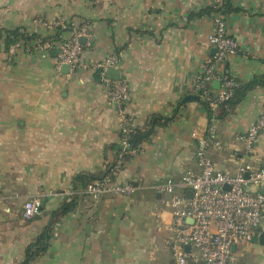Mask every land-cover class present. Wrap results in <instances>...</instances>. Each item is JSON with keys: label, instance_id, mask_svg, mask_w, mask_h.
Segmentation results:
<instances>
[{"label": "crops", "instance_id": "1", "mask_svg": "<svg viewBox=\"0 0 264 264\" xmlns=\"http://www.w3.org/2000/svg\"><path fill=\"white\" fill-rule=\"evenodd\" d=\"M227 33L237 54L216 67L239 84L264 75V0H223ZM210 0H0V29L21 27L60 39L46 49L19 43L0 50V264H19L26 246L64 203L73 207L51 224L45 253L28 264H171L172 216L163 195L141 188L131 195L87 197L76 177L99 175L115 158L119 117L109 102L97 64L119 58L128 84L126 114L147 129L161 119L135 156L125 161L118 182L144 186L198 171L196 136L209 117L194 79L212 55ZM86 27L80 65L55 67L57 45ZM214 88V87H213ZM199 96V95H198ZM264 112V86H255L217 117L221 148L208 149L214 166H264V129L245 152L239 136ZM167 118V119H166ZM264 190V188H263ZM42 201L38 216L23 219V201ZM264 231V207L260 226ZM233 264H264V244L234 248Z\"/></svg>", "mask_w": 264, "mask_h": 264}, {"label": "built area", "instance_id": "2", "mask_svg": "<svg viewBox=\"0 0 264 264\" xmlns=\"http://www.w3.org/2000/svg\"><path fill=\"white\" fill-rule=\"evenodd\" d=\"M221 1L210 0V5L218 8ZM211 18L213 29L207 40L215 52L203 62L193 83L195 92L207 101L211 111L206 129L196 136L194 157L197 172L186 170L179 178H166L148 186L135 181L116 180V175L125 164V157L135 156L140 147H132L129 143L134 127L125 109L129 99L128 84L120 78L105 76L108 67L118 68V56L111 53L97 64L100 80L108 88V100L119 117L120 148L111 171L101 179L88 183L83 192L93 200L106 195L128 196L141 188L163 195L162 204L172 216L174 231L173 238L168 242L171 264H233L235 253L232 246L249 242L263 217L264 166L254 167L241 162L234 170H221L214 166L208 154V149L222 147L215 129L217 110L222 102L231 97L238 84L229 73H218L216 67L237 54L239 49L236 40L227 33L224 15L214 11ZM81 36H89L86 27L57 45L54 62L57 69L62 64H68L70 71L78 68ZM41 46L46 49L53 47L50 42ZM213 81L219 82L218 88H213ZM263 129L264 112L239 136L246 153L252 150ZM41 210V199L33 196L23 201L21 216L26 220L31 219L38 216Z\"/></svg>", "mask_w": 264, "mask_h": 264}, {"label": "trees", "instance_id": "3", "mask_svg": "<svg viewBox=\"0 0 264 264\" xmlns=\"http://www.w3.org/2000/svg\"><path fill=\"white\" fill-rule=\"evenodd\" d=\"M217 11L221 13L222 15L225 14L226 9H225V3L223 0L221 1L220 5L218 8H213L211 5L208 7V12L211 14L212 12ZM60 28L55 32L53 35L49 36H40L36 33H29L27 30L21 28V27H15V28H1L0 29V50L2 49L3 51H9V49L19 43H24L27 44L29 42L38 43L39 45L44 44L45 42H50L52 43L54 40L60 39ZM116 54V52H115ZM99 72V71H98ZM237 81V80H236ZM237 86L234 88L233 94L229 99L226 101L222 102L217 110L216 118L219 117L220 112L221 114L226 112L229 107L233 106L237 102H239L246 92L255 86H264V75H259L256 77H253L250 81L244 83V84H239L237 81ZM201 102L204 105V107L207 110L208 117L211 115V111L208 107V103L204 98H201ZM161 118L159 116H153V120L151 121L149 127L145 129L144 131H139L137 128H133L130 138H129V143L131 144L132 147H140L141 144L144 141H147L150 137V135L153 133L154 127L157 122H159ZM167 119V118H166ZM119 144L115 150V156L117 155V152L119 151ZM130 158L129 156L125 157V161ZM113 163L110 166H107L104 172L101 174L95 176V175H89V174H80L76 178V182L80 183L82 189L86 187V185L94 180L101 179L105 174L111 171V168L113 166ZM73 207V202H67L64 203L59 211H54L51 215V219L49 223L42 229V231L35 237V239L29 243L24 252V258L19 264H28L30 261H33L37 257L41 256L43 253L46 252L49 239L51 237V224L54 222L56 217L58 215L64 214L68 212L71 208Z\"/></svg>", "mask_w": 264, "mask_h": 264}, {"label": "water", "instance_id": "4", "mask_svg": "<svg viewBox=\"0 0 264 264\" xmlns=\"http://www.w3.org/2000/svg\"><path fill=\"white\" fill-rule=\"evenodd\" d=\"M86 40L85 37H79V42H84ZM212 51L215 52V48H212ZM60 70L64 73H68L69 72V65L68 64H62L60 67ZM105 76L107 78L110 79H119L120 78V73L119 70L113 67H108L105 71ZM212 86L214 88H218L219 87V82L218 81H213L212 82ZM187 98H193V99H197L200 100V96L198 95H193V96H187ZM225 189H227V186H224ZM188 194H190V192H188ZM251 241L253 242H258L259 244H264V231L261 232L260 235H253L251 237ZM188 247H186L187 249ZM234 246H232V250H234Z\"/></svg>", "mask_w": 264, "mask_h": 264}]
</instances>
